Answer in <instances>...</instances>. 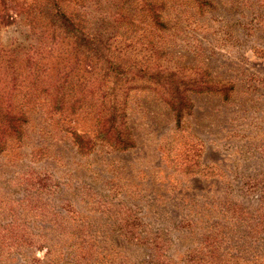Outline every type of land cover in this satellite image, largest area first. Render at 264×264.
Wrapping results in <instances>:
<instances>
[{"label": "rangeland", "instance_id": "rangeland-1", "mask_svg": "<svg viewBox=\"0 0 264 264\" xmlns=\"http://www.w3.org/2000/svg\"><path fill=\"white\" fill-rule=\"evenodd\" d=\"M217 4L187 20L179 46L186 80L195 85L188 86L190 109L181 127L161 100L144 94L132 100L128 115L136 141L131 150L98 146L81 155L43 114L30 123L24 143L0 154L4 244L17 234L28 242L42 235L65 264L82 233L84 249H103L128 263H142L147 249L159 246L175 264L200 253H209L213 264H264V228L255 226L264 222V0ZM32 6V0H0V47L40 43L44 26L25 12ZM84 7L96 8L94 2ZM209 78L230 90L197 92ZM76 119V129H90L91 121ZM41 147L44 157L35 156ZM21 206L28 207L25 216L8 217ZM122 220L138 229L120 228ZM139 231L144 244L133 240ZM22 261L15 254L6 264Z\"/></svg>", "mask_w": 264, "mask_h": 264}, {"label": "trees", "instance_id": "trees-1", "mask_svg": "<svg viewBox=\"0 0 264 264\" xmlns=\"http://www.w3.org/2000/svg\"><path fill=\"white\" fill-rule=\"evenodd\" d=\"M83 2H94L96 8L85 9ZM32 3L34 8L25 12L28 19L41 20L38 22L44 26L40 43L29 47L17 45L13 49L0 47V154L14 144L24 143L29 138L30 123L43 114L71 136L81 155L98 146L115 152L131 150L136 141L128 115L132 100L144 94L161 100L172 113L176 127H181L190 109L188 86L195 85L186 80L187 65L182 62L186 57L179 46L187 20L195 14L216 10L217 0H32ZM198 88L199 93L225 94L230 90L227 84L220 86L210 78L204 87ZM144 100L147 101L146 97ZM76 117L91 121L90 129H76L72 125ZM43 150L38 148L35 156L44 157ZM261 192L259 203L264 206V190ZM100 206L98 209L103 213L109 212L104 207L107 205L100 203ZM19 208L26 210L11 212L8 217L27 214L28 207ZM127 223L130 222L122 220L120 228L138 229L134 223L130 226ZM9 224L12 229L17 227L13 221ZM255 226L264 228V222L258 220ZM135 234L133 240L144 244L147 238L141 237V231ZM22 237L17 234L14 242L6 245L5 236H1L0 264H6L15 254L24 261L20 264H59L58 255H54L42 235H35L37 239L29 242ZM78 238L80 244L67 252L69 260L65 264H134L128 263L126 257L108 255L103 249H84L86 236L81 233ZM10 244L18 249H6ZM26 244L30 249H21ZM35 251H41L42 258L31 257ZM147 251L140 264H175L166 249L155 246ZM59 256L62 257L61 252ZM199 256L186 263L214 262L209 253ZM29 257L30 261H26Z\"/></svg>", "mask_w": 264, "mask_h": 264}]
</instances>
